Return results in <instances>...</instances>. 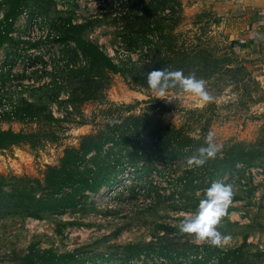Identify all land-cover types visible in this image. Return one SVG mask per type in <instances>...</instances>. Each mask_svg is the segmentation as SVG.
Masks as SVG:
<instances>
[{
    "label": "rangeland",
    "instance_id": "rangeland-1",
    "mask_svg": "<svg viewBox=\"0 0 264 264\" xmlns=\"http://www.w3.org/2000/svg\"><path fill=\"white\" fill-rule=\"evenodd\" d=\"M178 1L182 23L174 29L173 34L183 35L177 43L181 40L192 41L189 36L195 34L201 46L208 50L230 47L247 73L240 84L205 82L206 91L213 98L205 105L198 97L184 91L175 93L168 90L167 100H164L157 98L152 91L131 90L119 75L108 74L92 92L94 99L84 101L85 93L78 90L82 77L76 73L82 66L80 57L73 58L67 53L61 58V44L48 36L40 39L45 26L50 28L48 20L66 17L72 23L95 20L93 27L85 33L86 38L117 63L125 54L123 37L130 30V4L134 1L54 0L53 6L45 2H39L34 7L29 4L26 9L40 13L45 26L38 28L34 24L29 35H25V20L21 17L24 15L18 17L14 23L15 36L31 34L35 41L31 43L22 39L24 41L16 46L20 51H16V47L14 50L1 47L0 64H10L16 55L33 54L21 51L33 46L38 52L34 56L41 57L42 68L29 72L24 71V66L19 62L14 66L11 74L16 75L17 81L5 80L1 95L16 93L18 97L17 87L27 80L38 85L22 90L24 97L20 98H24L22 100H26L30 107L26 108L21 101L16 117L0 118V129L39 132L42 142L34 149L21 145L16 150L13 147L0 153V175L40 179L45 166H56L63 150L76 147L80 136L95 133L110 119L128 114L142 115L144 105L139 102L147 97L154 98L170 104L169 112L156 117L163 124L182 128L189 136L199 137L202 141L211 131L221 149L232 143H241L256 144L261 151L260 158L252 167L237 166L238 171L230 178L221 180L226 184L231 183L236 195L218 231L232 237L222 248L236 251L231 256V264H264V52L250 47L242 49L244 45L248 46L246 36L249 32L246 29L251 11L244 0ZM1 3L4 0H0V12L3 9ZM125 8L128 10L127 16L118 20L122 17L121 10ZM127 10L123 12L126 14ZM40 82H44V85L56 84L53 88L44 89ZM66 98L71 100L64 103ZM124 106H128L127 109ZM23 112L31 117H23ZM47 113L56 121H46ZM203 128L205 132L201 133ZM188 161H176L175 171L179 172L188 165ZM157 167L159 175L152 173L151 178L155 186L161 188V197L167 196L169 187L175 186L173 178L176 175L171 174L166 166L157 164ZM130 184V172L124 170L108 191L103 188L96 195H87L79 207L62 215H44L41 219L33 220L19 210L0 212V264H19L29 246L50 249L56 254L80 250L89 257L115 252L126 244H142L157 238L156 227L159 225L179 229L183 218L195 213L177 210L172 203L176 198L170 201L159 198L152 206L151 201L126 193L125 188ZM200 194H194L199 202L205 198ZM176 237L179 236L171 234L166 238L174 243L176 250L185 247V242H197L187 235L179 239Z\"/></svg>",
    "mask_w": 264,
    "mask_h": 264
},
{
    "label": "trees",
    "instance_id": "trees-1",
    "mask_svg": "<svg viewBox=\"0 0 264 264\" xmlns=\"http://www.w3.org/2000/svg\"><path fill=\"white\" fill-rule=\"evenodd\" d=\"M133 1L130 4V30L123 37L125 54L117 63L86 38L85 33L93 27L95 20L83 23H72L69 17L48 20L56 36L53 41L62 45L61 58L67 53L73 58L80 57L82 66L76 73L82 77L78 90L85 93L84 101L94 99L92 92L108 74L119 75L131 90L145 92L151 91L146 77L154 69L182 70L185 75L194 74L205 82L220 81L234 85L240 84L247 76L234 57V51L228 46L208 50L201 46L195 34L189 36L192 41L181 40L177 43L183 35L173 34L174 29L182 23L178 0ZM39 2L54 5L52 0H4L1 3L0 48L6 46L14 50L20 43L8 35L14 31V23L21 15H25L28 21L41 17L37 11L26 9L27 5L34 7ZM123 10L126 12L127 8L121 10L122 17L118 20L127 16L128 10L126 14ZM16 59L17 55L10 64H0V80L6 74L2 68L9 72ZM36 64L42 66L40 56L30 59L28 65L33 68ZM55 84L42 85L41 88H53ZM169 91L176 93L183 90L175 87ZM22 99L17 103L14 117L21 101L26 108L30 107ZM70 100L66 98L64 103ZM139 104L144 105L142 115L128 114L110 119L95 133L80 136L76 147L63 150L56 166H45L40 179L0 175V212L19 210L33 220L41 219L44 215H62L79 207L87 195H96L103 188L108 191L124 170L130 172L132 183L125 188L126 193L133 197L141 196L151 201L152 206L159 198L168 201L176 198L172 203L177 210L196 212L199 202L194 197L196 192L205 195L213 182L230 178L238 171L237 166L252 167L261 156L256 144L232 143L204 166L195 167L187 162L188 165L176 172V161L189 160L196 149L204 145V141L189 136L182 128L159 122L156 117L169 112L170 104L151 97ZM127 107L124 106L125 109ZM22 115L31 117L25 116V112ZM45 119L48 122L56 121L49 113ZM204 132L205 128L201 133ZM41 142L39 132L0 129V153L21 145L34 149ZM157 164L168 167L170 173L176 175L173 178L175 186L169 187L170 192L164 198L159 194L161 188L156 187L151 178L152 173L159 175ZM156 228L158 237L147 243L126 244L115 252L92 257L80 250L56 254L50 249L29 246L19 264H111L112 261H115L114 264H231V256L236 252L195 241L189 244L185 242V247L176 250L174 243L166 238L177 234L179 237L176 239H179L185 234L165 225Z\"/></svg>",
    "mask_w": 264,
    "mask_h": 264
},
{
    "label": "clouds",
    "instance_id": "clouds-1",
    "mask_svg": "<svg viewBox=\"0 0 264 264\" xmlns=\"http://www.w3.org/2000/svg\"><path fill=\"white\" fill-rule=\"evenodd\" d=\"M146 83L157 98L164 100H167L168 90L175 87L198 97L205 105L213 99L206 91L205 81L197 79L194 74L185 75L182 70L154 69L147 74ZM214 135L211 131L207 134L204 145L197 148L195 154L189 158L190 165L202 167L209 159L217 156L221 146L215 143ZM235 195L231 183L213 182L206 189L205 198L200 200L197 211L186 215L181 221L180 233L193 237L197 242L224 248L232 237L218 231V226L228 215Z\"/></svg>",
    "mask_w": 264,
    "mask_h": 264
},
{
    "label": "built area",
    "instance_id": "built-area-1",
    "mask_svg": "<svg viewBox=\"0 0 264 264\" xmlns=\"http://www.w3.org/2000/svg\"><path fill=\"white\" fill-rule=\"evenodd\" d=\"M52 1H54V0H52ZM0 17H1V14H0ZM21 17H24V22H25V28H24V33H25V35L26 34H28L29 35V30L30 29H32V27L34 26V24H36V25H38V28H41L40 27V25H44L45 26V23H44V20H42L41 18H39V17H34V18H32V19H30L29 21L26 19V16L24 15V16H21ZM20 17V18H21ZM259 25V24H258ZM261 25V24H260ZM46 27V30H45V32L42 34V36H41V38L40 39H45L47 36L49 37V38H51L52 40H55L56 39V36H55V34H54V32L50 29V28H48L47 26H45ZM13 29H14V26H13ZM9 37H12V38H14V39H18L19 40V42L20 41H24V40H26V41H28V42H34L35 40H33L32 39V36H31V34H30V36H24V37H21V36H15V34H14V31L11 33V34H9L8 35ZM22 39H24V40H22ZM25 50V51H24ZM18 51H20V49H18ZM21 51L23 52L24 51V53L26 52V53H28V52H30V53H33V54H30V55H28V54H26V55H19L18 57H17V59L14 61V63H13V65H12V67L10 68V70H9V72H6L5 70H4V68H2L3 69V73L5 74L4 75V77L0 80V93L2 94L3 93V89L1 88V86H3V84L5 83V80H9V79H13L14 81H17V78H16V75H14V76H12V74L11 73H13L14 72V70H13V68H14V66H16V64L19 62V63H21L23 66H24V71H26V70H28L29 72L30 71H32V70H36V69H40L41 68V65L40 64H36V65H34V67L33 68H31V67H29V60L30 59H32V58H34L35 56L34 55H38V52L37 51H35L34 49H33V47H31V48H28V49H26V48H24V49H21ZM28 51V52H27ZM34 56V57H33ZM20 82V81H19ZM44 82H40L39 84L41 85V84H43ZM33 85V86H32ZM35 85H38L37 84V82H35V83H33L31 80L29 81V80H27V81H25V82H23V84H21L20 85V87L18 86L17 87V89H16V92L18 93L19 92V96L17 97V95H16V93H13V94H9V95H7V96H3V95H1L0 94V118H2V117H4V118H9V119H12L13 118V116H14V110H15V108H16V106H17V102H18V99L20 98V97H24V93H23V91L22 90H25V88L26 87H35ZM39 85V86H40ZM44 85V84H43ZM2 91V92H1ZM20 92H21V94H20Z\"/></svg>",
    "mask_w": 264,
    "mask_h": 264
},
{
    "label": "crops",
    "instance_id": "crops-1",
    "mask_svg": "<svg viewBox=\"0 0 264 264\" xmlns=\"http://www.w3.org/2000/svg\"><path fill=\"white\" fill-rule=\"evenodd\" d=\"M243 2L245 5H249L246 7H249L251 12L248 20L250 23L248 24V29H246V32H249L248 36H246L248 46L244 45L245 47L242 49L250 47L252 50L264 52V0H244ZM16 149L18 148H13V150Z\"/></svg>",
    "mask_w": 264,
    "mask_h": 264
}]
</instances>
